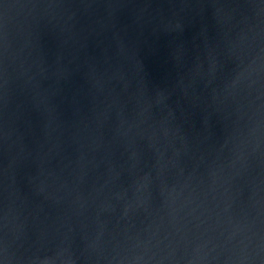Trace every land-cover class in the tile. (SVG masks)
<instances>
[{
    "label": "water",
    "instance_id": "obj_1",
    "mask_svg": "<svg viewBox=\"0 0 264 264\" xmlns=\"http://www.w3.org/2000/svg\"><path fill=\"white\" fill-rule=\"evenodd\" d=\"M0 264H264V0H0Z\"/></svg>",
    "mask_w": 264,
    "mask_h": 264
}]
</instances>
